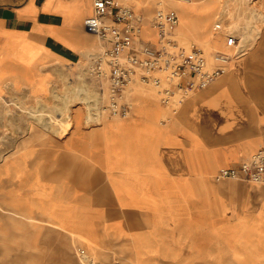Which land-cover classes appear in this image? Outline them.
Segmentation results:
<instances>
[{
	"label": "crops",
	"instance_id": "obj_1",
	"mask_svg": "<svg viewBox=\"0 0 264 264\" xmlns=\"http://www.w3.org/2000/svg\"><path fill=\"white\" fill-rule=\"evenodd\" d=\"M92 1L0 0V264H78V245L100 264H264V183L214 179L264 151V27L174 114L133 94L108 118L79 68L101 49ZM118 1L155 47L157 2L178 16L171 0ZM193 1L185 39L229 54L212 42L219 0ZM83 82L90 108L66 106L62 87Z\"/></svg>",
	"mask_w": 264,
	"mask_h": 264
},
{
	"label": "built area",
	"instance_id": "obj_2",
	"mask_svg": "<svg viewBox=\"0 0 264 264\" xmlns=\"http://www.w3.org/2000/svg\"><path fill=\"white\" fill-rule=\"evenodd\" d=\"M185 2L187 0H177ZM150 19L156 47L138 40L141 17L118 0H93L84 31L96 37L101 49L88 57L83 73L98 86L99 111L108 118H125L133 107L136 87L154 90L161 105L174 114L187 98L222 76L230 61L242 54L236 36L228 39L231 54H207L197 45L181 46L173 32L178 16L161 2ZM215 181L243 180L264 183V151L258 150L237 166L218 170ZM84 256L82 249L77 250Z\"/></svg>",
	"mask_w": 264,
	"mask_h": 264
},
{
	"label": "rangeland",
	"instance_id": "obj_3",
	"mask_svg": "<svg viewBox=\"0 0 264 264\" xmlns=\"http://www.w3.org/2000/svg\"><path fill=\"white\" fill-rule=\"evenodd\" d=\"M135 1H137L138 3L141 4L140 0H135ZM172 1H173L172 2L173 4H176L175 7H177V5L179 6V9H178V26H177L179 37L178 36L175 37V40L178 42V44L181 46H184V47H187L190 44H195L198 47H200L206 53V55H207V53L214 52L213 49H210V48L204 49V45L199 40H190V39L186 40L185 39V37H187L189 34H188V30H187V22L184 20L183 10L181 9V7L184 5L180 4L177 0H172ZM212 1H214V0H212ZM230 1H231L230 3L228 2V4H230V7L229 8L227 7L225 12L221 16L219 15L220 2L217 5L218 9L217 8H216L217 10L215 9L216 13H214L213 20L215 19V17H216V19L214 20L213 26H214V28H216V31H214L213 33H215L216 35L213 38L212 42L226 41V42H229V44H230L231 42L229 41L228 38L230 36L234 35L237 37L239 44L241 42L242 47H246V44L252 43L258 38L261 28L264 27V26H262V25H264V0H248V5H247V3H245L246 5L245 4L241 5L240 9L238 8L237 11L235 9L236 5H234L235 2L233 0H230ZM192 2H195V1H192ZM200 4H201L200 2H196L195 5L191 6V8H196V10L199 12ZM231 6H232V9H231ZM241 8H244L245 11H243V9H241ZM234 10H235V12H234ZM248 10H250V12ZM253 10H257V12L259 13V17H256L255 14H254L255 17L253 16V13H252ZM232 11H233V13H232ZM235 13H237V14H235ZM247 17L249 19H247ZM194 19L196 20V22L199 25L200 21H201L200 20V14H197ZM248 26H250V27H248ZM247 28H249L248 31L246 30ZM252 28L254 29L253 31H252ZM242 49H244V48H242ZM92 51H95V49L88 50L87 53H91ZM218 52L221 53V51H218ZM231 52H233V50ZM85 66H86L85 63L83 62L79 65V68L81 70H83V68ZM71 84H73V83H71ZM67 85L65 83L64 87H62V88L65 90L66 95H69V96L72 95L73 98H71V97L66 98L65 100L67 102L65 103V105L69 106L73 103V101H79L81 103L84 102V104L90 108V105H89L87 98L86 97L83 98L80 96V95H82V93H85L87 91L86 83L83 82V83L73 84V85L86 87V90H84L83 88L79 89L77 86H73L74 87L73 89H68V88L66 89ZM136 94L142 95V96H151L152 98H156L155 94H154V90L149 88V87H136L134 89V95H136ZM84 95H86V94H84ZM2 121L4 122V124H7V114L4 115V118H2ZM38 121H40V119H38ZM80 248L84 249L80 245L75 247V250H76L75 251V253H76L75 258H76V262L78 264H100L99 258L95 257V254L92 252L91 253L87 252V254L85 253L86 255H84L83 257L80 256L77 252V250ZM90 260H92V261H90Z\"/></svg>",
	"mask_w": 264,
	"mask_h": 264
},
{
	"label": "bare ground",
	"instance_id": "obj_4",
	"mask_svg": "<svg viewBox=\"0 0 264 264\" xmlns=\"http://www.w3.org/2000/svg\"><path fill=\"white\" fill-rule=\"evenodd\" d=\"M172 1V0H171ZM192 1L193 0H187V1H185V2H179L180 4H182V5H184V6H182L181 7V9L183 10V16H184V20L187 22V17H186V13H185V9L187 8V6L188 5H191L192 4ZM234 2H235V4L234 5H236V11H237V9L239 8L240 9V7H241V5H243V4H245V3H247V5H248V0H233ZM190 2V3H189ZM219 2H220V12H219V15L221 16L224 12H225V10H226V8L228 7H230V4H228V2L230 3L231 1L230 0H219ZM158 3V2H157ZM246 5V4H245ZM231 9H232V6H231ZM241 9H243V11H245L244 10V8H241ZM248 9V8H247ZM230 10V9H229ZM249 12H250V10H248ZM234 12H235V10H234ZM228 13V12H227ZM232 13H233V11H232ZM247 13V12H246ZM252 13H253V16H254V14H255V16L256 17H259V13L257 12V10H253L252 11ZM229 14V13H228ZM235 14H237V13H235ZM231 15V14H230ZM229 15V16H230ZM254 16V17H255ZM225 17V16H224ZM249 17V16H248ZM247 17V19H249ZM251 18V17H250ZM245 21V20H244ZM247 21V20H246ZM246 26V25H245ZM262 26H264V25H262ZM244 27V26H243ZM248 27H250V26H248ZM248 29L249 28H247L246 30L248 31ZM214 30H216V28H214ZM245 30V29H244ZM254 29L252 28V31H253ZM245 32V31H244ZM247 33V32H246ZM244 35V34H243ZM74 85H71V84H69V85H67L66 86V89L68 88V89H73L74 87H73ZM78 87V86H77ZM79 89L80 88H82V86L81 87H78ZM23 107V106H22ZM41 109V108H40ZM39 109V110H40ZM26 110V109H25ZM45 110V109H44ZM49 111V110H48ZM31 112V111H30ZM29 112V113H30ZM50 112H52V111H50ZM33 113H34V111H33ZM40 113V112H39ZM48 114H49V112H48ZM50 116V115H49ZM46 117V116H45ZM52 118V117H51ZM38 119H40L41 120V118H40V116H38V117H36V119L35 120H38ZM48 119V118H47ZM44 121V120H43ZM49 121H52V123H53V118L52 119H50L49 118ZM61 121V120H60ZM65 121V120H64ZM63 123V122H62ZM48 124H50V123H48ZM47 124V125H48ZM55 124V123H54ZM51 126V125H50ZM53 126V125H52ZM48 128V127H47ZM52 130V129H51ZM60 130V129H59ZM58 130V131H59ZM56 133V132H55Z\"/></svg>",
	"mask_w": 264,
	"mask_h": 264
}]
</instances>
